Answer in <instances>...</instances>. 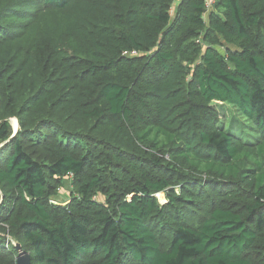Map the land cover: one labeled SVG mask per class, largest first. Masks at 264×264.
<instances>
[{
	"label": "trees",
	"instance_id": "1",
	"mask_svg": "<svg viewBox=\"0 0 264 264\" xmlns=\"http://www.w3.org/2000/svg\"><path fill=\"white\" fill-rule=\"evenodd\" d=\"M207 2L0 0V264H264V0Z\"/></svg>",
	"mask_w": 264,
	"mask_h": 264
},
{
	"label": "rangeland",
	"instance_id": "2",
	"mask_svg": "<svg viewBox=\"0 0 264 264\" xmlns=\"http://www.w3.org/2000/svg\"><path fill=\"white\" fill-rule=\"evenodd\" d=\"M220 49H221V51H223L222 48H220ZM216 110L219 112L221 120L226 121L227 124H229L231 121V119H230L231 115H230L229 109L226 108V106L223 107V106L218 105L216 107ZM12 125H13V130L16 132L17 128H18L17 122L15 120H12ZM176 191L179 193V188ZM71 196H72L71 183H70V180L67 179V180H65V187L60 190L59 196H57L54 199V202L57 205L65 206V205L71 203V200H72ZM157 197H158L161 204L166 203V198H165L164 194H160V195L158 194Z\"/></svg>",
	"mask_w": 264,
	"mask_h": 264
},
{
	"label": "water",
	"instance_id": "3",
	"mask_svg": "<svg viewBox=\"0 0 264 264\" xmlns=\"http://www.w3.org/2000/svg\"><path fill=\"white\" fill-rule=\"evenodd\" d=\"M16 249L19 251V256L16 260V264H32L31 255L29 253L23 252L21 245H17Z\"/></svg>",
	"mask_w": 264,
	"mask_h": 264
},
{
	"label": "built area",
	"instance_id": "4",
	"mask_svg": "<svg viewBox=\"0 0 264 264\" xmlns=\"http://www.w3.org/2000/svg\"><path fill=\"white\" fill-rule=\"evenodd\" d=\"M213 3H214V0H208L207 2L208 7H212Z\"/></svg>",
	"mask_w": 264,
	"mask_h": 264
}]
</instances>
